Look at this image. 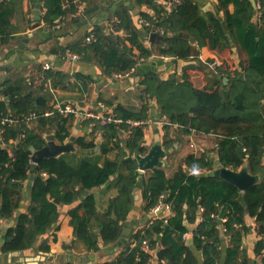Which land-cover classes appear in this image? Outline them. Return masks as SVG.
<instances>
[{
  "label": "trees",
  "instance_id": "trees-1",
  "mask_svg": "<svg viewBox=\"0 0 264 264\" xmlns=\"http://www.w3.org/2000/svg\"><path fill=\"white\" fill-rule=\"evenodd\" d=\"M76 1L47 0L44 21L54 25L66 13L64 2L76 11ZM178 1L168 12L156 0H138L156 12L155 17L142 15L149 24L145 26L146 33L154 29L164 33V41L154 45V49L144 46L142 33L135 28L130 14L120 10L116 30L127 32V38L107 36L97 26L88 34L92 41L80 44L75 52L85 61L101 66L107 76L114 77L132 73L142 60L155 54L191 60L199 56L195 45L218 50L224 63L210 71L218 78L209 81L206 88L198 89L190 80L191 74L202 68L189 66L180 76L174 74L167 81L148 73L142 82L144 93L148 100H156L161 116L168 122L166 148L176 141L170 135L174 125L180 129V135L193 131L214 135L218 139L219 161L224 167L239 171L247 164L248 171L260 180L241 192L235 185L211 175L213 164L206 155L185 160L190 168L206 172L198 176L189 175L180 167L173 177L167 178L163 168L154 169L142 186L144 210L150 213L164 196L163 202L172 207V215L167 222L151 218L138 227L126 250L106 264H221L223 259L224 264H250L243 248V237L251 228L246 222L248 218L255 221L260 237L255 246L256 255L264 253V0H256L257 8L251 0H217L218 13L207 16L193 0ZM5 5L0 3V35H6L5 25L8 26L11 16ZM231 5L233 12L229 10ZM233 47L239 53V68H235L232 59ZM46 77L55 80L57 75L48 73ZM3 87L4 90L0 87L1 220L14 216L23 200L25 182L33 178L30 208L3 235V252L18 253L32 248L39 236L58 221V204L79 200L81 203L70 212L77 238L93 252L117 243L123 235L122 224L132 210L133 190L140 175L135 157L149 151L144 145L149 103L138 111L119 105L114 115L123 120L120 125L103 127L95 120H87L88 125H94L90 133L93 139L79 137L75 143L83 151L93 152L99 145L98 153L105 156L102 166L99 160L86 156L73 165L67 155L35 165L30 148L41 149L46 144L45 135L51 133H55L58 142L67 141L72 135L75 116L55 113L45 117V113L53 111L45 98H33L25 93L20 82L13 86L7 82ZM31 113L40 117L28 123L24 119ZM4 119H14L15 123L3 122ZM129 120L143 124L134 127L127 124ZM121 132L128 134L125 146L120 142ZM98 133L103 134L101 143L95 141ZM104 185L108 189L116 188L117 196L107 211L99 215L94 196L85 193ZM188 225L195 229L191 231ZM189 232L191 245L183 238ZM225 238L228 246L223 251ZM144 242H148V249L144 248ZM41 250L49 248L45 244Z\"/></svg>",
  "mask_w": 264,
  "mask_h": 264
},
{
  "label": "crops",
  "instance_id": "crops-1",
  "mask_svg": "<svg viewBox=\"0 0 264 264\" xmlns=\"http://www.w3.org/2000/svg\"><path fill=\"white\" fill-rule=\"evenodd\" d=\"M46 1L0 0V3L4 2L11 12L8 26L5 25L6 35H0L1 89L4 90L3 85L7 82L11 86L20 82L25 93L32 94L33 98H45L47 105L52 108L55 103L72 105L78 115H74L75 121L71 132L72 134L77 133V139L86 137L87 140L93 139L90 133L94 125L87 124V120L92 119H86V113L114 115L115 109L119 105L128 110L138 111L149 103V124L145 129L144 145L150 151L157 139L161 140L162 147L167 152L163 159L165 162L163 169L167 178L173 177L180 167L184 168L189 175L198 176L205 172L186 165L185 160L190 156L199 158L206 155L213 164L212 174L221 164L217 153V137L194 131L189 135H180V129L174 125L170 128V135L176 141L172 146L166 148L164 146L165 126L168 122L165 117L161 116L156 100L146 98L142 82L148 73H155L161 80L167 81L174 74L180 76L183 70L189 66H199L203 72H193L190 80L196 88L204 89L209 81L218 78L210 72L215 69L211 67V64L218 61L222 65L224 63L223 55L218 50H211L208 47L200 49L195 45L199 56L196 59L182 60L185 63L183 65L179 59L155 54L147 60H142L132 73L120 77H110L98 64L85 61L81 55L75 52V49L80 44H86L88 34L97 26L102 28L107 36L114 34L124 39L127 38V32L116 30V23L119 21L117 12L120 10L128 11L135 28L142 33L144 46L149 50L154 49V45L157 44L151 43L150 33L156 32L163 36L164 33L160 29H154L149 34L146 33L145 26L149 24L142 17L143 14L155 17L156 12L153 7L147 3H139L138 0H77L75 2L78 5L77 10L72 11L71 4L64 2L65 15L58 18L51 26L44 21L47 12ZM193 1L199 5L205 16L209 13H218L217 0ZM178 2V0H156L157 5H164L168 12H171ZM205 7L208 9L207 12H203ZM212 9H215V13L211 11ZM37 10L41 13L39 18L34 14V11ZM229 10L233 12L234 6H229ZM220 17H223V13H220ZM36 22H40V26L34 28ZM232 51L235 68H239L240 59L237 48L233 47ZM134 52L137 56L139 55L137 50ZM74 55L78 58H72ZM46 65L50 67L49 70L44 69ZM140 71L142 74H138ZM48 73L56 74L55 80L47 78ZM208 73L209 75H207ZM137 79L140 81L138 82ZM5 99H9L6 93ZM154 104L155 107H153ZM152 116L159 119V124L156 127L151 119ZM163 118L166 122H162ZM78 123H80V129L76 128ZM102 135L98 133L97 136H94L95 141L103 142ZM120 135V142L122 146H125L128 134L121 132ZM75 145L77 146L76 143ZM77 148L80 149L78 146ZM80 150L81 153L66 154L71 164L77 165L81 158L86 156L93 160H99L100 166L103 165L105 156L98 153L99 145L94 152ZM153 170L145 173L138 170L139 176L142 175L145 180ZM32 179L31 177L25 182L23 200L14 216L3 222V229L0 232V264H106L123 253L135 230L152 218L151 212L146 213L144 210L146 202L143 198L142 187H137L136 183L133 190L132 210L127 220L122 224L123 235L117 243L107 247L103 246L98 252H93L89 251L85 243L77 238L75 228L71 223L70 212L81 203L79 200L71 204L64 202L58 204V221L44 235L39 236L32 248L18 254H5L3 252V235L8 228L14 227L18 223L20 215L28 212L33 190ZM85 194L94 196L97 213L103 215L109 208L111 200L117 196V190L114 187L108 189L104 185ZM246 222L251 228L243 237V248L246 250L250 264H262L264 253L257 256L255 252L256 243L260 240L256 232V223L251 218H248ZM188 226L191 231L195 229L192 225ZM95 232H98V229H95ZM187 234H189L187 243L191 245L192 235L190 232ZM45 244L49 248L48 251L41 250ZM227 246L228 239L225 238L222 245L223 251H226ZM199 258L202 262L201 255ZM221 264H224V259Z\"/></svg>",
  "mask_w": 264,
  "mask_h": 264
},
{
  "label": "water",
  "instance_id": "water-1",
  "mask_svg": "<svg viewBox=\"0 0 264 264\" xmlns=\"http://www.w3.org/2000/svg\"><path fill=\"white\" fill-rule=\"evenodd\" d=\"M254 8H257V1L251 0ZM208 9L205 7L203 12H207ZM215 13V9H212ZM34 14L39 18L41 13L39 10L34 11ZM40 26V22H36L34 28ZM151 43L160 44L164 41L165 37L159 33H150L149 35ZM193 42V39L191 38ZM181 65L185 64L182 60L180 61ZM182 67V66H181ZM138 74H142L141 71ZM139 82L140 79H137ZM227 82V79H225ZM155 107V104L153 105ZM83 118V117H82ZM154 126L156 127L159 124V119L155 116L151 117ZM162 122H166L165 118L162 119ZM80 123L77 125V129H80ZM77 139V133H73L71 137L65 141L64 143H60L56 139L55 133H51L45 136L46 144L41 149H36L35 147H31V160L33 164L37 165L45 160L57 159L69 153H81V150L77 148L75 145V141ZM167 152L163 149L161 140L157 139L155 145L150 149V151L146 155H136V160L138 161V166L140 172H148L150 170L156 168H163L165 166V162L163 159L166 157ZM213 177L221 178L228 183L235 185L240 191L245 192L247 189L255 186L260 177L257 175H252L248 171V165L244 164V166L239 170L235 171L230 168L224 167L222 164L218 165V168L211 174ZM144 177L141 175L137 181V187L143 186ZM161 212H159L160 214ZM220 225H222V221H218ZM4 234V232H3ZM221 235H224L223 228L221 227ZM20 253V252H18ZM12 253V254H18ZM11 254V253H10ZM41 257V256H39Z\"/></svg>",
  "mask_w": 264,
  "mask_h": 264
},
{
  "label": "built area",
  "instance_id": "built-area-1",
  "mask_svg": "<svg viewBox=\"0 0 264 264\" xmlns=\"http://www.w3.org/2000/svg\"><path fill=\"white\" fill-rule=\"evenodd\" d=\"M92 41V36H89L87 38V42H91ZM72 58L77 59L78 56L74 55ZM220 66V63L218 61H215L214 63L211 64V67L216 68ZM44 69L49 70L50 67L49 66H45ZM121 75H115V77H120ZM58 113L63 117H68L71 115H78V112L76 111V109L70 105V104H60V103H55L53 105V111L51 112H47L44 114L45 117H50L53 114ZM40 116L36 113H31L28 117H26L24 120L26 122H33L35 120H37ZM85 118L86 119H92L97 121L101 126H107L110 124H116V125H120L123 123L122 119L117 118L115 115L112 114H101V115H97V114H93V113H86L85 114ZM3 122H9V123H15L14 119H4ZM127 124H130L131 126H139L141 124H143L142 122L139 121H132L129 120L127 121ZM163 198L164 196L161 197V202L151 211L152 214V220L156 219V218H161L164 219L165 222H167V220L169 219V217L172 215V207L163 202ZM159 212H161L159 214ZM3 220L0 219V232L3 229ZM189 234H185L183 236L184 240H187ZM144 248L148 249L149 245L148 242H144Z\"/></svg>",
  "mask_w": 264,
  "mask_h": 264
}]
</instances>
